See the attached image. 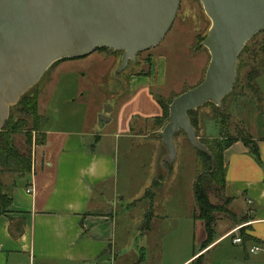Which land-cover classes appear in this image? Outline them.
<instances>
[{
	"label": "crops",
	"instance_id": "obj_1",
	"mask_svg": "<svg viewBox=\"0 0 264 264\" xmlns=\"http://www.w3.org/2000/svg\"><path fill=\"white\" fill-rule=\"evenodd\" d=\"M152 58L150 77L131 75L125 81L127 97L108 122L115 124V131L99 134L93 128L61 132L41 126L43 143L34 147L31 173L21 177L0 174L2 192L10 197V205L0 215V264H127L132 254L138 257L134 263L144 264H264V137L257 139L249 134L257 147V158L240 141L224 152V195L238 213L247 214L246 241L240 236V227L224 221L216 226L213 243L205 249L199 247L206 238L200 221H194L197 237L191 236L189 227L186 234V225L174 230L165 223L140 227L118 223L122 213L127 214L126 210L144 198L151 200L150 211L160 210L159 214L165 216L163 207L168 203L164 200L171 195L167 191L154 195L149 184L159 181L161 186L167 182L177 155L165 178L162 161L167 151L158 138L161 128L153 132L155 137L139 130L145 122L162 116L160 100L152 90L167 85L164 57L154 54ZM211 130L205 127L204 134L212 136ZM141 141L150 150L149 180L140 193L123 204L131 187L125 184L135 180L131 178L135 174L131 158L123 179L120 177V155L141 150L143 147L137 146ZM143 163L142 155L139 173ZM9 176L14 177L6 179ZM25 179L24 185L19 183ZM27 189L32 192L27 194ZM236 237L242 242L234 244ZM150 241L159 243L162 255L155 257L149 252ZM253 248L259 249L252 253Z\"/></svg>",
	"mask_w": 264,
	"mask_h": 264
},
{
	"label": "rangeland",
	"instance_id": "obj_2",
	"mask_svg": "<svg viewBox=\"0 0 264 264\" xmlns=\"http://www.w3.org/2000/svg\"><path fill=\"white\" fill-rule=\"evenodd\" d=\"M210 27L211 21L206 16L200 0H181L174 23L163 40L155 48L138 54L135 60L130 61L122 72L115 73L120 65L122 52L108 49H98L80 59H65L54 63L41 81L30 91L31 95H38V113L41 117L42 129L61 132H86L94 128L95 132L99 134L115 131V124H103L101 117L106 116L110 119L114 114L113 110L116 112L121 101L127 97L125 81L129 76L150 77L154 54L164 57L165 70L163 75L167 85L162 89L154 88L152 91L169 108L175 97L193 89L204 80L205 75L202 72L204 67L207 70L210 55L201 43ZM239 60L236 86L223 103L224 109L230 113L228 133L236 137L239 132L243 131L259 139L264 137V31L257 34L245 45ZM253 70L258 77L251 86L248 83V74ZM110 110L111 112H109ZM12 114L14 119L19 117L17 109ZM209 114H211V107L208 105L198 110L199 136L213 139L217 137L218 127L209 120H205L204 123L200 122L202 116ZM27 123L29 126L26 128V132L30 144L27 145L24 134L15 135L12 139L18 149L29 148L32 159L34 147L38 146V142L40 143V128L39 132L32 131L34 127L32 118H29ZM166 124L164 120L145 122L144 127L139 130L155 137L157 135L153 132L159 128L162 131ZM207 126L209 130L212 128L209 131L212 136L208 137L204 134V128ZM144 143H138L137 146L143 147ZM175 143L179 152L172 175L161 186L155 187L153 183L149 184L150 191L154 195L160 196L161 192L166 191L171 194L168 200H164L168 203L166 207H163L166 212L165 216L159 214L160 210L150 211L151 200L144 198L140 200L141 202L138 201L136 207L134 205L131 209L126 210L127 214L122 213V219L118 223L127 222L139 227L147 224L159 226L165 223V225L173 226L174 230L179 225H186V234L189 227L191 236L193 237L194 234L196 237L198 236L197 226L192 218L196 210L192 189L197 175L196 166L199 159L183 131L177 133ZM187 145L188 147H186ZM183 146L186 147L185 150L182 149ZM143 148L148 150L144 152ZM143 148L141 150L134 149L130 152L131 155H120V177L123 179L122 174L124 170L128 169L127 160L131 158L133 159L132 171L135 174L134 177H131L135 180L132 179L125 184V186L131 187L127 189L129 194L123 204L129 203L131 197L140 193V189L146 185L145 181L149 180L146 174L150 172V166L147 162L150 150L148 146ZM164 151L166 153V150ZM194 154L195 156H193ZM142 155L144 167H140L141 173H139ZM162 169L164 170V168ZM163 172L162 174L166 178L169 172L165 170ZM13 177L3 178L10 180ZM26 182L27 179L20 180L19 183L24 185ZM211 203L222 208V212L216 215L217 225L220 221H224V223L232 224L234 227H240V231L245 234L244 225L248 221L247 214L238 213L232 203L226 206L213 196ZM177 232L180 231L177 230ZM122 234L125 235V232ZM229 240H226V243ZM149 244L147 249L150 253H153L155 257L157 254L162 255L158 242L150 241ZM136 256L137 254L129 255L127 259L130 261L127 264H144L134 263L135 258H138Z\"/></svg>",
	"mask_w": 264,
	"mask_h": 264
},
{
	"label": "water",
	"instance_id": "obj_3",
	"mask_svg": "<svg viewBox=\"0 0 264 264\" xmlns=\"http://www.w3.org/2000/svg\"><path fill=\"white\" fill-rule=\"evenodd\" d=\"M181 0H0V130L10 109L47 70L65 59L98 49L122 52L115 73L140 53L155 48L170 31ZM211 27L201 43L210 55L204 80L175 97L158 134L167 151L166 169L177 155L183 131L199 153L211 156L192 126L190 112L220 106L232 93L245 45L264 31V0H200ZM111 112V110L109 111ZM103 124L110 119L101 117Z\"/></svg>",
	"mask_w": 264,
	"mask_h": 264
},
{
	"label": "trees",
	"instance_id": "obj_4",
	"mask_svg": "<svg viewBox=\"0 0 264 264\" xmlns=\"http://www.w3.org/2000/svg\"><path fill=\"white\" fill-rule=\"evenodd\" d=\"M151 63V62H150ZM256 72L251 71L248 74V83L252 86V82L257 79ZM235 81L234 86H236ZM251 83V84H250ZM233 86V88H234ZM32 90V89H31ZM30 90V91H31ZM26 93L18 102V104L10 109V117L4 127L0 130V174L9 173L18 177L26 176L31 173L32 159L29 148L25 150L18 149L13 142L15 135L24 134L27 145L30 141L27 138L26 128L29 126L27 120L33 119V130L39 132L41 128V117L38 113V95ZM233 91V90H232ZM230 96V94H229ZM226 96L221 101V105L215 106L211 103L206 105L211 107V114L202 116L200 122L205 120L212 121L219 129L217 137L202 138L199 136V119L197 118L198 110L190 112L192 126L196 132L199 141L206 146L211 156L199 153L196 151L199 162L197 163V175L193 184V197L196 205V210L193 213V220L203 223L206 238L200 244V248L205 249L213 243L215 228L217 226V213L222 212V208L211 203L213 196L220 203L226 206L232 203L230 198L225 197L224 189L226 183V167L224 163V152L234 143L240 141L245 146L250 148V153L257 158V147L252 137L245 132H239L234 137L228 133L230 113L224 109L223 103L227 99ZM162 107V116L155 118L154 121L164 120L165 123L169 119V108L160 101ZM18 111L19 117L14 119L12 113L14 110ZM40 145L43 143L44 136L40 134ZM171 165H168L166 172L170 171ZM163 168V165H162ZM155 187L159 186V181L153 183ZM151 189V188H150ZM10 205V197L2 192L0 187V215ZM243 241L247 240V236L241 231Z\"/></svg>",
	"mask_w": 264,
	"mask_h": 264
},
{
	"label": "built area",
	"instance_id": "obj_5",
	"mask_svg": "<svg viewBox=\"0 0 264 264\" xmlns=\"http://www.w3.org/2000/svg\"><path fill=\"white\" fill-rule=\"evenodd\" d=\"M31 192H32L31 189H27V190H26V193H27V194H30ZM241 242H242V240H241L240 237L233 238V243H234V244H239V243H241ZM258 249H259V248H253V249H251V252H252V253H253V252H256V251H258Z\"/></svg>",
	"mask_w": 264,
	"mask_h": 264
}]
</instances>
